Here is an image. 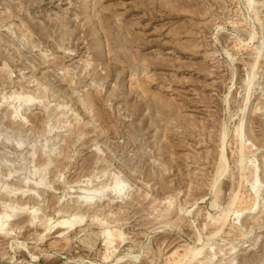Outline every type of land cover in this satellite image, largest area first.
<instances>
[{"label":"rangeland","instance_id":"rangeland-1","mask_svg":"<svg viewBox=\"0 0 264 264\" xmlns=\"http://www.w3.org/2000/svg\"><path fill=\"white\" fill-rule=\"evenodd\" d=\"M3 211L0 264H264V0H0Z\"/></svg>","mask_w":264,"mask_h":264},{"label":"bare ground","instance_id":"bare-ground-1","mask_svg":"<svg viewBox=\"0 0 264 264\" xmlns=\"http://www.w3.org/2000/svg\"><path fill=\"white\" fill-rule=\"evenodd\" d=\"M250 2V1H249ZM255 14V13H254ZM257 16V15H256ZM251 31V30H250ZM250 34H251V32H250ZM254 39V34L252 33L251 35H250V37H249V39ZM239 41V40H238ZM248 41V40H247ZM242 44V43H241ZM260 47L257 49V55H256V57L258 56V54H259V52H260V49H263V48H261L262 47V45H259ZM255 64V63H254ZM89 102V101H88ZM14 108V107H13ZM18 109V108H17ZM23 117V116H22ZM242 128H243V125L242 124H240V125H238L235 129H237V132H238V139H239V143H240V155H239V161L240 162H242L244 159H243V153H242V148L245 146V145H250V146H254L255 148H256V145H255V138H253V135L251 134V132H250V134H247L246 132H245V130H242ZM250 130H248V132H249ZM223 133H224V131H223ZM225 140V139H224ZM223 140V138H222V142L224 141ZM223 145H224V143H222ZM259 146H260V144H259ZM261 147V146H260ZM219 148H220V146H219ZM221 148H223L224 149V147L221 145ZM220 148V149H221ZM222 150V149H221ZM220 150V151H221ZM244 150V149H243ZM238 151V150H237ZM220 153V152H219ZM220 159L221 160H225V157H224V152H223V150H222V152H221V154H220ZM226 163V162H225ZM238 165V164H237ZM225 166V165H224ZM240 167V166H239ZM222 168V167H221ZM226 168V167H225ZM221 170V169H220ZM223 172H224V170H223ZM244 175V174H243ZM116 177H117V175H115ZM40 178V177H39ZM42 178V177H41ZM40 178V179H41ZM116 180L113 182V184H111V185H106L107 186V189L108 190H113L114 192H116V191H118V189L120 190L121 189V184H122V179L121 178H119V176H118V178H115ZM216 179H218V178H216ZM217 181V180H216ZM215 181V182H216ZM215 182L212 184V186L215 184ZM124 185V184H123ZM211 186V187H212ZM214 187V186H213ZM4 189V188H3ZM13 189V188H12ZM16 189H18L19 191H21V192H25V191H28L27 193L28 194H35L36 192H35V190H31V189H22V188H16ZM17 190V191H18ZM94 190V189H93ZM96 190V189H95ZM82 192H85V191H82ZM82 192H80V193H82ZM88 192V191H87ZM96 192V191H95ZM98 192V191H97ZM120 192V191H119ZM37 194V193H36ZM232 194V193H231ZM69 196H77V195H69ZM77 197H79V199L77 198L76 199V201H89L90 199H91V195H90V193H85V194H79ZM81 198V199H80ZM236 198V194H234L233 196H232V198H231V202H233L234 201V199ZM256 203V199L254 198L253 199V202H252V204L250 205V206H243V207H240V208H238L236 211L237 212H249L252 208H253V205ZM26 208H29V207H26ZM31 208V210H30V212L32 213L31 215V221H34V219H35V217H36V213H34L35 212V209H33V206H31L30 207ZM4 210V209H3ZM188 210H189V208H188ZM187 212H189V211H187ZM234 213V212H233ZM10 215H11V213H8L7 211H3L2 213H0V232H3V233H7L8 232V229L6 228V224H7V220L9 219V217H10ZM247 215V214H246ZM252 218H253V216H251ZM38 218V217H37ZM250 218V217H249ZM251 218V219H252ZM48 220H50V218L48 219ZM223 220H224V218H223ZM253 220V219H252ZM246 221V222H245ZM245 223L243 222V220H242V222L245 224V225H247V223H249L250 222V220L247 218V216H245ZM40 222V221H39ZM59 223H61V224H72L73 222L71 221V218L70 217H62L59 221H58ZM253 222V221H252ZM243 223H242V225H243ZM223 224V222H220L218 225H222ZM252 224V223H251ZM244 225V226H245ZM248 225H250V224H248ZM247 225V226H248ZM51 225H49L48 227H50ZM246 226V227H247ZM103 233L105 234V238H106V241H107V243H111V241H112V236H113V232L109 229V228H105L104 229V231H103ZM199 236V235H198ZM104 238V239H105ZM18 239V238H17ZM197 239H199V238H197ZM14 241H15V239H14ZM22 241V240H21ZM13 242V241H12ZM20 242V241H19ZM15 244H17V243H15ZM19 244V243H18ZM23 244V243H22ZM202 245L201 246H191L190 248H189V251H190V254L191 255H189V257H194V256H196L197 254H199L200 252H201V249H202V247L205 245V243H201ZM11 245H13V244H11ZM12 247V246H11ZM110 249V248H109ZM13 251V250H12ZM128 253V252H127ZM33 255V254H32ZM13 257V256H12ZM11 257V258H12ZM121 257V256H120ZM119 257V258H120ZM118 257H117V259H119ZM212 258V257H211ZM210 258V259H211ZM113 259V258H112ZM186 263V262H185ZM173 264H175V263H173Z\"/></svg>","mask_w":264,"mask_h":264}]
</instances>
